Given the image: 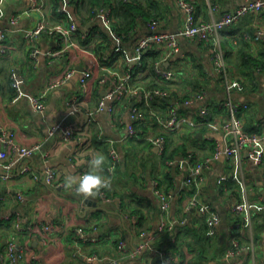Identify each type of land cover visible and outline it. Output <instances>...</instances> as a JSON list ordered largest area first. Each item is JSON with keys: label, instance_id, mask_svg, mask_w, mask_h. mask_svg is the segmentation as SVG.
<instances>
[{"label": "crops", "instance_id": "0c3cea01", "mask_svg": "<svg viewBox=\"0 0 264 264\" xmlns=\"http://www.w3.org/2000/svg\"><path fill=\"white\" fill-rule=\"evenodd\" d=\"M39 1L49 21L60 22L54 13L55 0ZM137 1L147 13L153 14L151 16L154 17L147 21L159 20V29L162 31H177L184 23V12L175 0ZM192 1L195 3L197 21H208L221 17L226 11L237 8L246 0ZM30 5V0H0V29H6L8 44L7 52L0 56V127L13 131L18 144L40 143L41 150L49 153L64 181L69 174L79 175L80 172L87 171L89 159L97 152L105 154L103 173L106 175L109 162L107 139L116 142L121 162L109 186L108 194L111 199L106 201L96 194L85 197L67 185L49 187L41 181L33 180L31 173L22 172L24 163L29 161L35 172L43 175L44 164L40 153L30 160H16L11 176L0 179V196L7 198L0 204V210L5 215H13L12 219H2L4 222L8 221L9 225L4 223L0 229V252L7 238L15 236L19 241L25 242L31 252L38 255L39 261L36 264H87L85 259L72 254L73 246L66 235L72 234L79 224L84 225L93 235L104 238L102 242H92L85 247L89 254H96L93 251L96 248L102 254L113 255V236L117 232L124 235L133 248L140 240L136 231L145 229L151 234L157 231L160 206L153 192L152 180L155 177L160 178L163 187L174 194L172 217H187L191 220L190 223L197 219V227L200 228L206 222L205 215L197 207L187 209L191 191L184 182L187 166L178 163L170 165L171 159L164 160L163 151L152 143L139 141L142 139L138 138L130 142L122 140L131 120L128 109L120 107L115 112H122V122L106 110L97 111L96 107L105 88L97 86L101 89L99 98L95 94L94 83L90 81L89 91L77 105V110L70 104L72 97L80 90L79 70L86 64V52L71 50L61 56L41 55L38 67H34L29 55L31 46L23 33L24 29L37 24L42 17L41 13L35 11L21 16L16 22L12 21L17 13ZM58 10L66 14L67 20H75L79 26H84L86 31L96 23L101 25L109 35L111 43L107 51L111 54L112 50H119L124 45V54L114 64L115 68L120 64L125 67L124 63L129 59L130 64L132 63L135 44L148 31L147 21L144 22L146 18L140 17L141 24L136 35L131 40L120 42L114 36L111 26H107L101 18L91 13L87 0L79 7H75L69 0H59ZM87 24H90L88 29ZM221 37L229 64V86L220 79L214 68L209 45L197 38L180 37L179 50L167 64L182 73L179 84L173 89L174 96H171L170 103H176L184 112L194 113L198 119L202 117L199 115L201 107L209 104L212 107V117L220 123L230 115L231 101L238 108L236 114L243 117L246 130L262 131L264 55L261 53L264 52V10L258 14H245L238 22L226 26ZM243 40L247 42V46L240 47ZM35 45L43 51L59 47L56 36L46 32L35 38ZM245 51L257 60L263 58V64L258 61L255 64L250 63L253 70L251 75H246L247 72L244 71ZM72 68H77V71L70 78L47 90L50 85L64 79ZM144 81L149 82L150 77ZM90 87L94 89L90 90ZM198 88H203V98L194 100L188 106L175 101L174 97L177 98L178 93H187L191 97ZM46 90V113L42 114L34 109L30 98ZM156 105L160 106L158 102ZM55 122L74 124L78 132L86 136V144L79 145L74 141L66 143L60 131L50 135L49 127ZM194 128L199 141L197 144L190 143L189 147H196L199 159L212 156L217 146L232 142L233 135L227 134L222 128L214 129L207 125ZM146 130L150 134L162 132L158 124H151V120L146 125ZM2 148L0 140V149ZM180 157L182 156L177 158ZM205 174L207 183L203 188L204 200L221 214L219 236L208 250L209 256L216 252L218 258L208 263L264 264V207L259 208L258 204V199L264 196V162L257 163L244 150L241 156L234 158L225 155L212 157L206 165ZM19 192L23 193L22 198L18 197ZM246 201L252 204L250 219L240 214L242 219L238 221L233 207ZM18 213L23 222L41 219L50 223L57 234L56 240L46 245L41 238L34 236L29 239L24 234H18L20 230L13 223ZM134 215L139 216V223ZM234 234L239 236L241 248L236 255L226 257L225 249ZM154 254L153 250L145 248L136 258L125 259L123 264H158ZM22 264H32L29 255Z\"/></svg>", "mask_w": 264, "mask_h": 264}, {"label": "built area", "instance_id": "2783aa9c", "mask_svg": "<svg viewBox=\"0 0 264 264\" xmlns=\"http://www.w3.org/2000/svg\"><path fill=\"white\" fill-rule=\"evenodd\" d=\"M31 5L24 8L17 13L12 21L16 22L18 18L23 15L30 14L38 11L41 13V19L37 24L31 28L24 29V36L30 43V58L34 67H38L41 55L61 56L67 51L76 50L84 51L87 53L86 64L80 71V90L72 97L70 104L74 110H77V105L87 95L89 91V79L93 68H99L101 76L99 78V86L105 88V92L99 99L96 107L97 111L106 110L118 120L123 121L122 112H116L117 109L123 107L128 109L130 113V122L126 126L125 134L122 138L124 142H130L133 139H146L152 144L158 146L159 150L163 151L167 144L166 133H174L181 131L186 125L197 127L200 125H207L214 129L222 128L227 134H232V142L230 144L219 145L215 148L212 156L203 159H193L190 157H180L179 159H171L169 164L178 163L187 166V174L185 176V184L190 189V200L187 209L198 208L200 213L205 215L208 227V235L215 236L219 233L221 224V214L215 209L212 204L204 200L203 188L207 183L205 174L206 165L212 157L225 155L228 158L241 156L244 150H247L250 157L257 163L263 164L264 162V130H246L244 128V119L242 116L236 114L237 106L231 101L229 103L230 115L227 119L218 123L212 117V107L209 104L201 107V118H197L192 112H184L180 107L175 104L169 103L165 108L157 107L156 101L162 98L169 99L174 96L173 89L179 84L178 81L182 78L180 70L170 67L167 62L176 55L179 50V38H197L201 42L209 45L212 50V62L214 68L222 78V81L229 86V64L226 57V52L221 40L222 30L231 24L238 22L245 14L255 13L258 14L264 10V0H246L243 4L233 10L226 11L221 17L213 18L208 21H197L196 7L192 0H175L181 10L184 12V23L177 31L167 32L159 29V20L151 19L147 21L148 31L142 34L136 44L135 53L132 63L130 59L126 60L125 67L118 68L112 67L109 61L112 59V54L105 50L102 53L96 51H89L79 45L76 34L80 29L79 24L75 20H67L66 22H53L49 21L39 0H30ZM92 13L94 16L101 18L107 26L112 25L113 21V8L110 5H98L93 7ZM113 31V30H112ZM43 32L49 35L56 36L59 47L57 49H50L43 51L35 45V38L40 36ZM114 36L120 42L124 40L126 35L113 31ZM158 49L161 51L160 55L154 60L153 70L155 74L162 79L163 82L172 83L171 87L165 88L160 85H148L142 76L146 72L137 70L141 64L143 55L149 50ZM8 50L6 42V29H0V56L4 55ZM108 63V64H107ZM136 64L137 67L133 66ZM72 68L67 72L64 79H60L50 88L60 85L70 78L77 70ZM141 79V80H140ZM194 96L188 97L187 93H178L177 98L174 97L178 104L182 103L183 106H188L196 99H201L205 96L203 88H198ZM46 91L41 94H34L31 96L30 101L34 109L38 112L46 113ZM176 96V95H175ZM188 97V98H187ZM172 101V100H171ZM95 110V111H96ZM94 113V111H93ZM158 124L162 129L161 133L150 134L146 130V125ZM58 131L61 132L62 139L68 142H76L79 145H85L87 138L82 132H78L77 127L71 123L55 122L49 127V134L53 135ZM0 140L2 141L3 148L0 149V179H7L11 176V169L16 160H30L35 154L40 153L43 159L44 169L43 175L35 172L31 162L27 161L22 167V172H29L32 174L33 180L41 181L49 187H62L66 185L65 181L60 178L55 164L49 153L41 150L40 143L31 145L18 144L15 139V133L5 127H0ZM109 142V162L107 164V177H110L111 183L120 166L121 155L118 146L113 139H107ZM15 158V160H13ZM85 171L80 172L83 173ZM110 183V184H111ZM109 186L102 187L95 194L102 199L108 201L111 199L109 196ZM153 192L158 199L160 206V214L158 220V227L155 234L147 232L145 229L138 232L140 240L131 248L126 238H122L117 246L114 247L113 255L111 254H89L86 252L85 247L89 243L102 242L103 237H98L92 234L91 231L86 229L84 225L79 224L75 227L72 234H67L71 245L73 246L72 254L76 257H81L89 263L97 264H123V261L128 258H136L145 248L151 249L158 256V264H178L180 261L179 254L175 252H168L164 248H159L154 245L158 236L166 231L175 230L178 224H185L187 217L174 218L171 215L172 202L174 194L172 191L165 189L161 183L160 178L155 177L152 180ZM74 189V187H71ZM19 198L23 197V193L19 192ZM6 196H0V204L6 201ZM259 208L264 207V196L258 199ZM252 204L249 201L237 203L233 207V212L241 214L250 219V211ZM13 215H5L0 210V219H12ZM137 223L140 218L137 215L133 216ZM14 226L20 231H27L26 237H38L43 240L46 245H49L56 240L57 234L53 231V226L45 220L39 219L38 221L30 220L23 222L21 215L18 213L14 220ZM33 224V225H32ZM35 230H39L38 236ZM121 233L114 234V241L120 237ZM174 241L176 238H172ZM240 239L237 235H233L230 244L225 250V256L231 257L239 252ZM28 255L34 257L35 253L28 249V245L19 241L15 236H10L0 252V264H22L28 258Z\"/></svg>", "mask_w": 264, "mask_h": 264}, {"label": "trees", "instance_id": "16d2710c", "mask_svg": "<svg viewBox=\"0 0 264 264\" xmlns=\"http://www.w3.org/2000/svg\"><path fill=\"white\" fill-rule=\"evenodd\" d=\"M69 1L70 3L74 4L75 7H79L82 5L83 1L85 0H69ZM87 2L91 13L93 7L95 6L98 5L112 6L113 21L111 28L113 31H118L119 33H123L124 35H126V37L124 38V42L131 40L136 35L139 26L141 24L140 17L146 18L144 19V22H146L147 19H150V17H154L151 16L153 14L147 13V10L144 7H142L137 0H128V1L127 0H87ZM55 3H56V9L54 10L55 15H57L60 22H66L67 21L66 14L63 11L58 10L59 0H55ZM76 39L79 45H81L86 50L89 51L93 50L98 53H102L108 48H110V43H111L109 35L102 29L101 25H99L98 23L92 25L87 31L84 29V26L83 27L80 26V29L76 34ZM242 42L243 44L240 47L247 46V42H244V40ZM245 52H246L245 54L246 58L244 59V66H243L244 71L247 72L245 73L246 75H251L253 73V70H252V66H250V63L255 64L256 61H258L259 63L263 64V58L261 60H257L250 53H248L247 51ZM160 53L161 51L158 49L149 50L146 54L143 55L141 64L138 67L136 64H133V66L137 67L138 71L141 70L142 72H146L142 76L143 80L150 77V81L147 82L148 85L151 86L160 85L165 88H169L172 86L171 85L172 83L163 82L162 79L158 77L153 70L154 60L160 55ZM123 54H124V45L123 48H120L119 50H112V59L111 61H109V64L112 67H115L114 64L117 63V60L121 59L120 57ZM261 55H264V52H262ZM101 72L102 71L99 68H93L91 71V77L89 79L90 83L91 82L94 83L95 94L99 96V98L101 96L100 95L101 89H98L97 86L99 85L98 82L101 76ZM220 79L222 80V78ZM93 89L94 88L90 87V90ZM171 100H172L171 98L169 99L162 98L161 100L156 101L155 104H157L158 102L160 106H163L165 108V106L169 104ZM166 136H167V144L165 149L163 150L164 160L176 159L179 156L182 157L190 156L193 159H199L196 147L193 148L189 147L190 143L197 144V142L199 141L196 128L190 125H186L181 131H178L176 134L166 133ZM139 141L147 142L149 144L151 143L146 139H142ZM236 218L238 221H241L242 216L240 214H236ZM190 222L191 220L187 218L185 224H178L175 230L166 231L162 233L161 235L158 236V239L154 243V245L159 248H164L168 252H175L179 254L180 261L178 264H206L212 259H217L218 254H216L215 252L213 256H209L208 250L209 247L213 246L214 241L217 239L219 234L215 236L208 235L207 234L208 227L206 222L200 225V228L197 227L199 225L197 219H194L192 223ZM4 223H6L7 225L9 222L8 221L4 222L2 221V219H0V229L2 228L3 225H5ZM34 231L38 236V233H40V231L35 229ZM20 233L24 235L28 234L27 231H19L18 234ZM124 237H125L124 235H121L120 237L116 238L114 241V245L117 246L118 242ZM174 237L176 238L175 241L172 239ZM93 251L102 254L101 251L98 252L96 248H94ZM154 255H155V259H157L158 262V256L156 254ZM29 261L32 264H36V262L39 261L38 255L34 257L29 255ZM89 264H95V263H89Z\"/></svg>", "mask_w": 264, "mask_h": 264}, {"label": "clouds", "instance_id": "9594fccd", "mask_svg": "<svg viewBox=\"0 0 264 264\" xmlns=\"http://www.w3.org/2000/svg\"><path fill=\"white\" fill-rule=\"evenodd\" d=\"M106 157L102 152L95 153L88 161V170L79 174H69L65 177V183L69 187H74L77 193L85 197L92 196L102 187H107L111 183L110 177L104 175Z\"/></svg>", "mask_w": 264, "mask_h": 264}, {"label": "water", "instance_id": "95a60500", "mask_svg": "<svg viewBox=\"0 0 264 264\" xmlns=\"http://www.w3.org/2000/svg\"><path fill=\"white\" fill-rule=\"evenodd\" d=\"M90 24H87V26H86V29H88L90 26H89ZM167 64H168V62H167ZM199 134H201V133H199ZM0 172H2V170H0ZM208 264H212V262H210V263H208Z\"/></svg>", "mask_w": 264, "mask_h": 264}]
</instances>
